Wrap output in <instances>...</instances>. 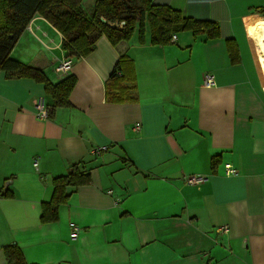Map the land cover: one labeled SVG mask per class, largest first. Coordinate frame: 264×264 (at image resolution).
Wrapping results in <instances>:
<instances>
[{
	"label": "crops",
	"instance_id": "crops-1",
	"mask_svg": "<svg viewBox=\"0 0 264 264\" xmlns=\"http://www.w3.org/2000/svg\"><path fill=\"white\" fill-rule=\"evenodd\" d=\"M150 1L216 23L219 37L182 32L153 46L136 28L118 46L101 37L67 75L55 72L66 56L47 21L18 38L12 58L27 45L15 60L76 83L53 109L42 84L0 72V264L12 245L26 264H264V86L249 42L264 0ZM72 165L90 182L68 187L57 219L41 223L52 179Z\"/></svg>",
	"mask_w": 264,
	"mask_h": 264
},
{
	"label": "trees",
	"instance_id": "trees-1",
	"mask_svg": "<svg viewBox=\"0 0 264 264\" xmlns=\"http://www.w3.org/2000/svg\"><path fill=\"white\" fill-rule=\"evenodd\" d=\"M82 1L0 0V72L5 73V78H28L42 84L46 95L52 99L53 109L68 106L75 78L67 76L54 85L40 69L21 64L10 56L18 38L35 17L44 19L61 34L60 50L72 60L89 55L101 37L112 46L127 42L136 28L140 43H144L146 28L149 30L153 46L170 45L171 36L182 32L203 35L208 40L219 37L216 23L186 18L180 12L154 5L150 0H94L89 10L82 7ZM227 47L232 62H235V48L230 42ZM89 182V174L77 165H72L64 176L52 179V196L47 204L40 205V222L46 224L57 219L58 207L69 198L65 192L68 187L77 188ZM3 254L6 264H26L16 246L4 247Z\"/></svg>",
	"mask_w": 264,
	"mask_h": 264
},
{
	"label": "built area",
	"instance_id": "built-area-1",
	"mask_svg": "<svg viewBox=\"0 0 264 264\" xmlns=\"http://www.w3.org/2000/svg\"><path fill=\"white\" fill-rule=\"evenodd\" d=\"M175 41V36H172L171 38V42H174ZM73 60L70 59V58H63V60L61 62H59L58 66L55 68V72L58 73L59 75H67L71 68H72V65H73ZM214 81V78L212 75L210 74H205V77H204V80H203V86L205 88H211V87H214L215 85V82ZM44 98H39L38 101L36 102V105L34 106V116H36V118L40 119V120H44V119H47L48 117V112H47V108H46V105H45V102H44ZM105 148H97V149H94L93 151H91L93 154H97L99 155L100 151H104ZM34 166H36V163L34 164ZM226 168V174H235L236 171L233 170L231 168V166L229 165H226L225 166ZM203 181H205L204 178H201V177H191L187 180V183L190 184V185H197V184H200L202 183ZM110 194V192H108ZM78 228L77 227H74L72 228V230H70V239L71 240H75L78 236Z\"/></svg>",
	"mask_w": 264,
	"mask_h": 264
},
{
	"label": "bare ground",
	"instance_id": "bare-ground-1",
	"mask_svg": "<svg viewBox=\"0 0 264 264\" xmlns=\"http://www.w3.org/2000/svg\"><path fill=\"white\" fill-rule=\"evenodd\" d=\"M251 29L249 42L252 48V55L261 72L264 86V22L256 23Z\"/></svg>",
	"mask_w": 264,
	"mask_h": 264
},
{
	"label": "rangeland",
	"instance_id": "rangeland-1",
	"mask_svg": "<svg viewBox=\"0 0 264 264\" xmlns=\"http://www.w3.org/2000/svg\"><path fill=\"white\" fill-rule=\"evenodd\" d=\"M250 37V36H249ZM26 48H28V46L27 45H19L18 47H17V49L15 50V54L13 55V59H17V54L18 53H20V50H23V49H26ZM30 48L32 49V50H34V47L33 46H30ZM35 48L37 49L38 47H37V45H35ZM12 58V57H11Z\"/></svg>",
	"mask_w": 264,
	"mask_h": 264
},
{
	"label": "water",
	"instance_id": "water-1",
	"mask_svg": "<svg viewBox=\"0 0 264 264\" xmlns=\"http://www.w3.org/2000/svg\"><path fill=\"white\" fill-rule=\"evenodd\" d=\"M101 21H102V22H104V21H105V19L103 20V18H102V19H101ZM111 26H113V25L111 24Z\"/></svg>",
	"mask_w": 264,
	"mask_h": 264
}]
</instances>
